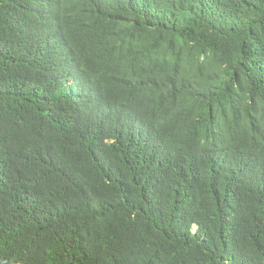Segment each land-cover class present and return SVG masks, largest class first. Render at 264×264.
Wrapping results in <instances>:
<instances>
[{
  "label": "trees",
  "instance_id": "16d2710c",
  "mask_svg": "<svg viewBox=\"0 0 264 264\" xmlns=\"http://www.w3.org/2000/svg\"><path fill=\"white\" fill-rule=\"evenodd\" d=\"M0 264H264V0H0Z\"/></svg>",
  "mask_w": 264,
  "mask_h": 264
}]
</instances>
